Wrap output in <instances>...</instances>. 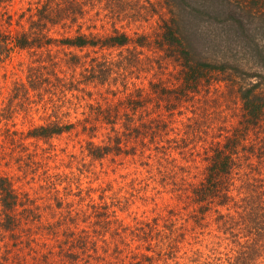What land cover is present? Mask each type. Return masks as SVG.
Here are the masks:
<instances>
[{
    "label": "trees",
    "instance_id": "1",
    "mask_svg": "<svg viewBox=\"0 0 264 264\" xmlns=\"http://www.w3.org/2000/svg\"><path fill=\"white\" fill-rule=\"evenodd\" d=\"M3 1L7 3L1 5ZM11 1L0 0V62L15 49L36 54V63L28 64L25 84L19 85L26 91H38L42 112L48 111L44 105L52 102L48 97L41 99V85H48L52 97L61 81L53 69L57 62L49 54L51 45L93 52L115 49L114 55L99 51L98 55L72 54L70 61L80 67L79 77L83 79L77 92L91 85L103 87L112 96L117 92L122 95L116 103H86L80 117L71 121L31 122L25 131L3 123L1 131L12 142L32 139L48 145L51 138L63 134L79 136V151L90 161L126 162L134 165L133 174H141L137 166L146 173L141 178L132 174L124 184L129 198L115 197L107 184L100 190L98 201L86 202L78 209L70 208L64 194H59L58 185L64 182L62 189L68 187L67 176L44 173L41 186L53 194L57 210L55 220L45 228L53 234L58 227H64L60 233L63 238L54 251L59 263L155 264L161 260L160 264H164L168 258L172 261L169 264H179L174 254L177 236L184 240L182 225L163 223L164 230L160 231L156 228L162 218L159 215L134 219L131 225H123L116 217L121 204L129 207L136 194L141 190L144 194L153 181L184 204L188 210L184 221L190 223V231H205L213 239L205 252L198 248L188 249V254L185 251L181 264H264V55L251 61L210 56L197 49L190 29L197 22L202 23L200 31L207 33L204 25L227 23L225 28H238L244 14L264 16V0H160L152 2L147 12L143 7L144 12L125 11L121 3L126 0H29L19 11L7 10ZM99 1H104L105 6L113 1L115 8L110 5L104 14L91 12ZM100 16L108 21V27L101 26L98 33L94 21ZM131 17L139 20L138 27L149 28L137 29L136 24L135 29L116 27L115 23H128ZM242 29L246 34L252 31L248 25ZM145 51L156 56H147ZM165 59L176 66L175 82L166 76L154 82L149 79L141 86L129 82L131 74L144 62L159 67ZM70 77L71 74L67 77L68 90L73 81ZM219 83L224 88L219 95L225 108H235L230 115L235 122L217 139L203 141L197 138L199 124L210 113H219L216 94L209 98L203 92L207 94L211 86ZM103 90L97 93L100 100L106 99ZM182 103H197V111L201 106L200 122L193 107V114L175 126L172 114ZM7 118L0 113V122ZM197 146L200 150H195ZM185 149L199 157L200 169L175 164V155L180 159ZM41 151L40 157L55 155H44V148ZM105 191L110 192L109 201L103 200ZM36 207L26 193L15 192L11 182L0 175V233L14 235L20 231L28 237L34 230L21 223L40 219ZM104 233L112 241L110 258L90 248L86 241L92 236L101 239ZM128 241L134 243L133 247ZM87 249L95 254L86 253L88 259L82 260L79 253ZM141 249L150 253H142ZM43 258L45 264H57L45 255Z\"/></svg>",
    "mask_w": 264,
    "mask_h": 264
},
{
    "label": "rangeland",
    "instance_id": "2",
    "mask_svg": "<svg viewBox=\"0 0 264 264\" xmlns=\"http://www.w3.org/2000/svg\"><path fill=\"white\" fill-rule=\"evenodd\" d=\"M29 0H12V3H8L7 10L19 11L23 9L22 7L27 4ZM160 0H126L121 3V6L127 10H136L138 12H146L150 9V4L157 3ZM199 1V0H195ZM202 1V0H200ZM109 5H104V1H99L96 3L95 7L91 10H95L101 14L106 11L107 7L111 9L115 8L113 1ZM7 1H3L1 5H5ZM153 5V4H152ZM144 9H143V8ZM132 13V11H128ZM242 24L237 26L238 28H225L224 24L218 23L207 25L204 27L209 31L201 32L200 22L193 23L190 25V29L194 35V41L196 47L199 51H204L208 55L213 57L224 56L226 59H234L237 61H251L264 55V16L261 15H243ZM104 17L100 16L96 21H94L99 32L101 26L108 27V21L103 20ZM103 20V21H102ZM128 23L125 21H120L115 23L117 26L130 27L135 29V25L138 27V19L136 17H131ZM103 23V24H101ZM248 25L252 29L251 33L246 34L242 26ZM149 28L147 25H142L137 29ZM102 29V28H101ZM126 29V28H125ZM128 30V29H126ZM203 30V29H201ZM95 32V29H93ZM105 31V30H104ZM57 33L52 32L51 35H56ZM215 35V36H214ZM216 37H218L216 39ZM214 38V39H213ZM213 43H208L211 40ZM100 54L114 55L116 53L115 49L98 50ZM98 51L93 52L91 49H77V48H67L64 46L51 45L49 54L57 62L54 68L56 75L61 77V81L57 84V94L53 93L54 96H50L48 85H41L44 88L42 94V100L50 99V103L45 104L48 111L42 112L40 109L41 101L37 99V92H32L28 89L26 91L24 87L20 86L19 83L25 84V77L28 72L27 67L29 63H36V54L30 53L26 50L15 49L8 58L0 62V113L6 115L7 120H1L0 127L3 123H6L11 129L16 128L25 131L30 123H42L44 120L59 119V121H71L74 117H80L79 112L85 108L86 103H92L98 100L100 103H116L117 99L122 95L117 92L115 95H111L108 92H104L103 87H95L87 85L83 89H79L80 82L83 79L79 77L80 67L73 65L70 61V55L76 54L78 56L90 54L98 55ZM147 56H156V53L151 51H145ZM45 56V52L43 53ZM207 55V56H208ZM30 65V64H29ZM175 67L169 59H165L161 66H151L145 62L142 64L140 69L136 70L135 73L131 74L129 78L130 83H134L137 86L146 85L149 79L154 82L157 77L170 78L175 82L176 70ZM140 71V72H139ZM137 73H141L140 76ZM167 73V74H166ZM72 75V87L67 84V77ZM173 75V77H172ZM79 81V82H76ZM61 83V84H60ZM222 83L215 84L210 87L209 92L203 95L212 98L215 94L218 103L219 113L216 115L209 114V117L204 123L199 124V136L197 133V138L203 141H208L209 139H217L218 136L223 135L226 129H230L231 125L234 124L235 119L231 117L233 108H225L223 101L224 99L219 95V90L223 91L224 88ZM61 86V87H60ZM26 87V86H25ZM217 90H215L214 88ZM75 89V90H70ZM99 89V91L97 90ZM113 90V88L111 87ZM103 90L102 95H106V99L100 100L97 94ZM217 91V92H216ZM90 92V93H89ZM56 94V95H55ZM44 97V98H43ZM197 103L190 105L189 103H182L172 114V121L175 122V126H179L178 122L184 120L185 116H191L193 112V107L197 112L196 116H199L203 109L199 106L198 111ZM210 109L212 106H209ZM49 109L53 110L50 111ZM195 116V117H196ZM56 117V118H55ZM201 117L198 120L200 122ZM174 127V124H172ZM181 126V124H180ZM221 128L220 131L217 129ZM10 137L6 136L4 131L0 129V175L6 177L12 184V187L17 193H26L28 198L31 199L37 207L38 214L40 215V221H28L27 223H21L24 228H30L34 230L28 235V237L23 234V232L16 231L14 235L5 233L2 231L0 233V264H45L43 255H45L49 260L56 261L60 264L57 256L54 254L56 250L55 245L63 238L60 234L63 226L57 228V233L50 234L47 232V223H52L56 218L57 210L54 206V197L52 193L44 189L41 184H43L41 178L45 172L53 173L57 172L61 175L67 176L68 187L63 190L62 186L64 182L57 186L59 194L63 195L64 201L70 205V208H82L85 206L86 202L98 201V194L107 184L111 186V191H114L117 196H124L129 198V193H126L127 187L124 185L130 177H132L134 165L128 164L126 162L118 163L109 162L108 160L98 163V161H90L88 158L83 157L82 153L79 151V136L74 135L65 136V134L59 137H53L47 143H43L40 140H20L10 141ZM41 148H44L43 154H55L50 156H42ZM63 149V150H62ZM200 150L197 146L195 150ZM69 154H72L70 156ZM176 165H185L189 167L201 168L199 157L193 156L191 151L185 149L180 159L178 155H175ZM115 163V164H114ZM27 166H24L26 165ZM17 165H21L18 168ZM137 170L141 174H133L141 178L146 175L142 167L137 166ZM125 175V178L122 176ZM138 187V185H136ZM166 188V187H165ZM142 191V190H141ZM139 191L134 198V203L130 204L129 207H125L122 204L116 212V217L121 220L123 225L133 224L134 219H141V217H147L150 219L153 216L159 215L160 218L156 222V228L163 231V223H169L174 221V223L184 230L185 235L183 241L177 236L178 242L176 244L175 257H178V262L181 264L183 261L184 252L188 249L198 248L202 252H205L207 247L211 245L212 237H209L205 231L195 229L194 231L189 230V222H185L184 218L187 217L188 210L185 209L184 204L176 199L171 193H167L165 189H162L159 185L150 182L148 190L143 194ZM110 192L105 191L106 195L103 200L109 201L107 196ZM142 197L138 198V197ZM146 196V197H145ZM24 222V221H23ZM142 223V222H141ZM140 223V224H141ZM173 227V226H172ZM175 230V229H174ZM104 241H103V240ZM90 248L95 247L96 251L106 258L109 257V251L112 246V241L109 239L108 234L104 233L99 239L97 236L90 237L87 240ZM180 241V242H179ZM130 248L133 247L134 243L128 241ZM123 248V246L119 245ZM89 249V248H88ZM80 251L79 257L81 259L86 258V253L92 255L95 254L94 250L89 252ZM128 250V248H126ZM142 253L149 254V250L141 249ZM125 252V248L122 251ZM188 254V252H187ZM62 257V256H61ZM63 260H66L62 257ZM172 261L166 259L164 264H169ZM161 260L157 261L155 264H160Z\"/></svg>",
    "mask_w": 264,
    "mask_h": 264
}]
</instances>
